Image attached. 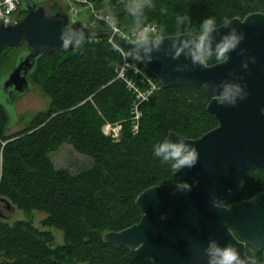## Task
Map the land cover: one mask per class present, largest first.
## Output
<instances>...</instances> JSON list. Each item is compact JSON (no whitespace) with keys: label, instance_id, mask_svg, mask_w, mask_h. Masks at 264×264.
Masks as SVG:
<instances>
[{"label":"trees","instance_id":"obj_1","mask_svg":"<svg viewBox=\"0 0 264 264\" xmlns=\"http://www.w3.org/2000/svg\"><path fill=\"white\" fill-rule=\"evenodd\" d=\"M131 2L100 0L97 7L110 13L126 34L153 24L156 32L173 35L198 30L206 17L218 26L225 18L264 12V0H144L137 17L129 10ZM15 49L1 51L0 74L12 65ZM120 61L106 35L71 50L45 53L30 80L49 95L48 107L28 126L6 133L8 116L0 104V196L24 212L44 211L41 225L63 234L58 243L51 230L30 218H0V264H153L126 246L105 242L102 234L138 220L134 199L142 188L181 173L173 174L170 164L153 154L166 132L196 137L216 119L205 109L209 94L201 86L160 85L139 102L138 129L133 131L135 96L116 78ZM128 76L137 81L132 72ZM106 122L120 124L117 138L103 130ZM64 141L88 155L89 163L77 170L56 166L49 153ZM238 189L231 201L263 190L264 168L246 169ZM244 250L256 264H264V245L259 250L245 245Z\"/></svg>","mask_w":264,"mask_h":264},{"label":"water","instance_id":"obj_2","mask_svg":"<svg viewBox=\"0 0 264 264\" xmlns=\"http://www.w3.org/2000/svg\"><path fill=\"white\" fill-rule=\"evenodd\" d=\"M45 4L49 3L21 0L19 8L24 16L14 24L0 23V53L6 47L18 48L10 68L0 74V104L6 113L19 94L31 86L38 88L30 80L38 59L45 53L65 50L60 39L65 27L76 33L67 50L86 39L110 35L127 53L136 50L141 57L145 55L135 41L109 28H90L81 21L69 24L61 8L51 5L46 11ZM229 20L244 38L228 54L226 63L214 62L206 69L192 65L183 55L174 60L167 39L159 50L151 51L150 63L139 62L163 87H202L207 81V89L202 87L209 94L205 109L216 119L215 125L196 137H185L172 129L166 132L162 140L183 138L197 149L196 165L183 169L175 180L142 188L134 199L140 211L138 220L102 234L105 242L126 246L153 264H205L204 249L211 240L220 246L234 244L247 264H256L246 255L245 245L255 250L264 245V189L247 199L231 201L232 195L239 192L238 179L243 172L264 168V12L253 11ZM227 31L220 28L221 33ZM240 49H245L243 55L238 54ZM249 57H254L255 63L249 60L244 69L241 64ZM223 80L245 86L246 98L235 106L217 104L212 98L213 89ZM182 182L190 184L191 190L175 187ZM214 197L223 199L228 210L213 207ZM0 201L11 206L4 196Z\"/></svg>","mask_w":264,"mask_h":264},{"label":"clouds","instance_id":"obj_3","mask_svg":"<svg viewBox=\"0 0 264 264\" xmlns=\"http://www.w3.org/2000/svg\"><path fill=\"white\" fill-rule=\"evenodd\" d=\"M144 5V0H132L129 5V10L133 16H139ZM184 19H188L187 16ZM228 29L227 32L221 33L220 28ZM215 33V35H214ZM76 33L69 30L67 27L61 30L60 39L62 47L67 50L69 45L73 43ZM219 37V39H217ZM244 38L243 32H238L235 27L231 25V20L225 18L221 26H217L216 20L212 17L203 18L200 21L198 30L191 28L180 31L177 30L174 35L169 36L161 29L156 32L154 30L148 32H141L134 42L137 46H142L145 55L141 57L139 52L134 50L129 52L125 57V61L129 57L138 62L147 61L150 63L152 57L150 55L153 49L159 50L164 40L170 41L172 49V59H178L184 56L192 65L201 66L203 68L209 67V62L215 59L217 64L226 63L229 59V53L235 51ZM245 49H240L238 54L243 55ZM255 63L254 57H249L243 61L241 67L248 68V61ZM234 75V73H229ZM208 82L206 81L202 87L207 89ZM247 92L245 86L239 82L232 80L221 81L214 89L212 98L221 105L235 106L238 100L246 98ZM159 157L163 163L170 164L173 174L179 173L183 169H190L194 167L198 161V151L190 143H186L183 138L175 141L165 138L161 142L154 145V153ZM180 190H191V185L187 182L179 183L175 186ZM213 207H220L228 210L223 199L213 198ZM161 219H164L162 216ZM204 256L206 257L205 264H247L246 258H242L238 253L236 247L232 243L220 246L217 241L211 240L208 246L204 249ZM250 259V258H248Z\"/></svg>","mask_w":264,"mask_h":264},{"label":"built area","instance_id":"obj_4","mask_svg":"<svg viewBox=\"0 0 264 264\" xmlns=\"http://www.w3.org/2000/svg\"><path fill=\"white\" fill-rule=\"evenodd\" d=\"M35 3L44 2L49 3L45 4L46 11L50 10V6L61 8L68 16V22L73 23L75 21H81L83 23L82 18H86L85 22L89 23L91 28H98L99 23L102 25H109L107 28L112 29L119 34H121L124 38L129 41H136L138 35L141 32H148L151 30L156 31V27L153 24L141 25L136 28L131 34H126L121 31L115 24V21L109 18L108 15L102 13L103 10H100L97 7V3L100 0H30ZM21 0H0V23L3 24H14L19 21L24 12L20 10ZM84 24V23H83ZM85 25V24H84ZM105 27V26H103ZM109 42L113 45V47L120 53L121 61L116 69V78L122 79L128 88H130L135 96L133 103V122L132 129L133 131H137L138 129V117H139V108L138 104L141 100L146 99L149 94L157 89L160 84L157 79L152 76L145 68L136 60L128 58L125 61V57L127 56V52L122 49V47L109 39ZM128 72H132L136 77L137 81L131 80L128 76ZM140 83V84H139ZM110 133L113 137L117 138L119 136V123H110L106 122L103 125V130ZM106 132V133H107Z\"/></svg>","mask_w":264,"mask_h":264},{"label":"rangeland","instance_id":"obj_5","mask_svg":"<svg viewBox=\"0 0 264 264\" xmlns=\"http://www.w3.org/2000/svg\"><path fill=\"white\" fill-rule=\"evenodd\" d=\"M109 18L114 20L113 16L108 15ZM85 26L89 27L90 24L85 22L82 18ZM115 21V20H114ZM116 23V22H115ZM121 31L122 29L115 24ZM109 26V25H107ZM105 26V28H107ZM91 28V27H90ZM17 47L13 51H17ZM14 57V56H13ZM6 101V98L4 99ZM50 103V97L48 94L41 92L38 88L31 86L26 91L17 96L16 102L7 109L8 114V127L6 133L13 132L28 126L32 118L39 110H44ZM107 132V127H106ZM108 133V132H107ZM52 161L56 166H64L70 170H77L86 166L90 157L88 155L78 151L70 142H62L55 150L49 153ZM3 201H0V218L8 222H13L16 219L30 218L33 223L41 228H47L54 234L55 240L58 243L63 242V234L61 229L54 226H42L40 220L45 216V212L42 210H33L27 213L17 206L11 205L7 207Z\"/></svg>","mask_w":264,"mask_h":264},{"label":"bare ground","instance_id":"obj_6","mask_svg":"<svg viewBox=\"0 0 264 264\" xmlns=\"http://www.w3.org/2000/svg\"><path fill=\"white\" fill-rule=\"evenodd\" d=\"M102 13L103 14H105V15H110V13H108L106 10H103L102 11ZM98 28H103V27H98ZM105 28V27H104ZM112 30V29H111ZM114 31V30H113ZM114 32H116V31H114ZM118 33V32H117ZM121 35V34H120ZM107 37H108V41H109V39H111L112 40V37L110 36V35H106ZM126 39V38H125ZM113 41V40H112ZM114 42V41H113Z\"/></svg>","mask_w":264,"mask_h":264},{"label":"flooded vegetation","instance_id":"obj_7","mask_svg":"<svg viewBox=\"0 0 264 264\" xmlns=\"http://www.w3.org/2000/svg\"><path fill=\"white\" fill-rule=\"evenodd\" d=\"M263 109H264V107H263ZM4 204V203H3Z\"/></svg>","mask_w":264,"mask_h":264}]
</instances>
